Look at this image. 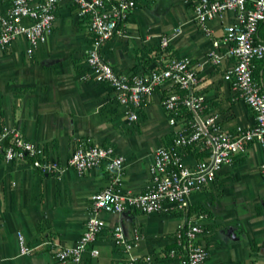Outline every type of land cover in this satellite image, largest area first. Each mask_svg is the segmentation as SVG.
Segmentation results:
<instances>
[{"label": "crops", "instance_id": "obj_1", "mask_svg": "<svg viewBox=\"0 0 264 264\" xmlns=\"http://www.w3.org/2000/svg\"><path fill=\"white\" fill-rule=\"evenodd\" d=\"M7 7L8 2L0 0V16ZM233 19L228 11L209 20L208 35L186 0L139 3L102 44L101 54L117 72L149 71L159 64L161 37L170 36L165 57L191 59L199 76L195 90L205 95L204 114L216 116L217 124L226 130L247 127L255 122L254 115L223 78L231 59L223 57L215 64L207 57L212 38H221L224 25ZM90 39L87 17H80L75 5L61 0L51 34L30 54L24 36L0 46V129L19 130L26 140L44 145L62 165L59 173L40 172L28 161L5 160L0 149V264H73L59 262L54 248L75 244L92 195L111 180L103 165L76 173L68 159L77 142L110 145L123 156L121 185L133 193L149 181L154 149L171 143L175 127L169 125L162 105L164 89L151 94L132 122L110 86L82 78ZM253 77L264 89V59L255 61ZM180 152L187 166L206 156L198 148ZM261 160V145L246 143L244 151L222 165L213 182L190 194L184 211L101 213L106 227L83 252V260L124 264L125 254L111 239L112 227L120 224L127 236L134 231L140 234L132 250L138 264H173L166 252L173 246L176 229L201 213L197 238L208 250L204 264H264ZM18 233L32 248L27 254L19 253ZM91 246L99 251L95 257L90 255Z\"/></svg>", "mask_w": 264, "mask_h": 264}, {"label": "built area", "instance_id": "obj_2", "mask_svg": "<svg viewBox=\"0 0 264 264\" xmlns=\"http://www.w3.org/2000/svg\"><path fill=\"white\" fill-rule=\"evenodd\" d=\"M5 1L8 7L0 16V46L5 47L17 37L24 36L29 43L27 52L30 54L51 34L56 7L61 0ZM64 1L75 5L77 14L88 19L91 39L85 53L82 78L110 86L118 103L123 105L127 120L132 122L138 119L143 103L151 94L159 88L164 89L162 105L168 114L169 125L175 128L171 143L154 149L149 181L137 193L122 188L124 158L112 146L77 142L68 159L76 173L82 175L103 165L111 180L92 195L83 231L75 244L54 248V256L59 262L89 264L82 255L106 227L100 216L103 212L121 213L130 209L149 214L186 210L190 194L213 182L222 165L231 161L233 155L244 151L246 143L258 142L261 145L260 171L264 184V89L253 77L255 61L264 59V40L257 38L258 27L264 20V0H186L192 7L196 22L208 35L209 20L228 11L234 15V19L224 25L222 37L212 38L207 51L212 63H219L223 57L231 59L223 78L254 115L252 125H236L232 130L220 127L216 116L204 114L205 95L195 90L199 76L191 59L165 57L170 36L161 37L157 53L159 64L149 71L117 72L101 54L102 44L125 24L133 9L139 3L151 0ZM24 19L28 24L23 23ZM179 31L177 29L176 33ZM178 124L180 126L177 127ZM185 147L198 148L206 156L192 166L184 165L180 149ZM0 149L7 161H28L40 172L62 171V165L48 154L44 145L26 140L17 129H0ZM203 217L200 213L176 229L173 246L166 252V257L173 264H204L206 261L208 250L197 238ZM139 238L137 231L132 237L127 236L120 224L112 227L111 239L114 246L125 254L124 264H138L132 250ZM17 240L20 254L32 250L21 233L17 234ZM89 252L93 257L99 253L94 246Z\"/></svg>", "mask_w": 264, "mask_h": 264}, {"label": "trees", "instance_id": "obj_3", "mask_svg": "<svg viewBox=\"0 0 264 264\" xmlns=\"http://www.w3.org/2000/svg\"><path fill=\"white\" fill-rule=\"evenodd\" d=\"M258 34H260V39L264 40V20L260 23L258 27ZM188 149H191L192 147H187Z\"/></svg>", "mask_w": 264, "mask_h": 264}]
</instances>
